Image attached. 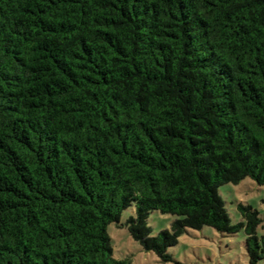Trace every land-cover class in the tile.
Segmentation results:
<instances>
[{"label":"trees","instance_id":"1","mask_svg":"<svg viewBox=\"0 0 264 264\" xmlns=\"http://www.w3.org/2000/svg\"><path fill=\"white\" fill-rule=\"evenodd\" d=\"M246 178L264 186V0H0V264H131L113 223L164 262L188 229L244 230L264 264L259 212L233 224L219 193Z\"/></svg>","mask_w":264,"mask_h":264},{"label":"rangeland","instance_id":"2","mask_svg":"<svg viewBox=\"0 0 264 264\" xmlns=\"http://www.w3.org/2000/svg\"><path fill=\"white\" fill-rule=\"evenodd\" d=\"M219 193L233 224L243 220L238 210L239 204L251 205L257 210L262 219L257 233L259 237L264 236V186L246 178L239 184L221 186ZM133 215L135 209L126 210L122 214L121 223H126ZM175 219L174 215L153 211L148 220L152 234L157 235L170 229ZM108 233L115 258L129 259L131 264H249L244 230L237 234H227L209 226L200 230L188 229L179 244L169 249L173 257L170 262H164L154 252L144 250L125 226L113 223L109 225Z\"/></svg>","mask_w":264,"mask_h":264}]
</instances>
